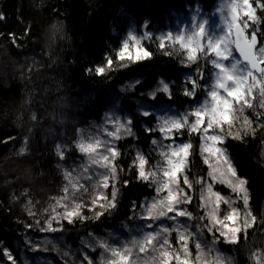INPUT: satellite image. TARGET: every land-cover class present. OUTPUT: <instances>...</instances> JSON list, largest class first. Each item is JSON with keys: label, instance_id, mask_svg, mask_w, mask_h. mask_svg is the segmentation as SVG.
<instances>
[{"label": "trees", "instance_id": "trees-1", "mask_svg": "<svg viewBox=\"0 0 264 264\" xmlns=\"http://www.w3.org/2000/svg\"><path fill=\"white\" fill-rule=\"evenodd\" d=\"M219 2L0 0V248L10 251L17 264H24L26 259L29 264H67L53 250L32 247L30 240L34 238L61 236L64 243L85 251L87 245L82 241L91 240L96 244L99 237L135 229L141 205L154 196L155 190L148 182L136 179L132 163L138 152L152 162L159 158L152 144L159 132L146 131L157 127L155 111L144 117L137 101L163 79L175 83L170 89L171 97L160 92L150 103L158 108L172 105L182 111H190L193 105L192 98L183 95L188 69L182 66L183 57L177 51L169 49L172 54L165 55L157 43L146 42V47L151 44L148 50L153 52L152 58L136 63L125 61L127 67L116 61L115 53L128 31L144 21L151 22L148 31L158 36L186 17L192 6L212 11ZM253 7L260 21L254 27L264 32V8L256 3ZM109 56L114 60V67L103 75L96 74L94 69L106 66ZM200 65L207 83L211 65L205 67L203 60ZM192 68L195 71L196 65ZM130 83H134L132 87H128ZM125 86L129 89L124 92ZM205 92H198L199 101ZM122 96L121 107L132 122V135H123L116 143L120 153L115 161L117 208L99 220L77 221L74 225L64 221L63 229L58 232L36 230V221L44 226L43 222L52 214V205L65 195V169L76 164L77 157L81 156L76 146L78 127L101 120ZM251 102L255 108H245L243 115L253 121L257 128L255 135L250 134L243 140L229 137L225 145L238 176L248 182L249 209L255 221L246 232L239 234L237 243H227L218 237L217 247L226 254L225 264H253L255 254L264 251V129L257 126L264 121L256 119V113H264V109L259 106L258 93ZM181 137L180 142L192 145L185 174L195 183L207 175L209 168L200 151V136L185 130ZM57 147L64 152L63 158ZM216 187L223 195L231 193L225 185ZM199 190L197 187L189 204L195 220L203 216ZM107 191L110 198L111 187ZM90 195L78 201L90 204L93 198ZM30 211L34 215H29ZM84 214L94 215L87 210ZM26 225L33 227L29 229ZM53 227L59 225L54 223ZM203 234L205 242L213 241L206 231ZM191 245L194 248V243ZM6 259L0 255V264H5Z\"/></svg>", "mask_w": 264, "mask_h": 264}, {"label": "snow or ice", "instance_id": "snow-or-ice-1", "mask_svg": "<svg viewBox=\"0 0 264 264\" xmlns=\"http://www.w3.org/2000/svg\"><path fill=\"white\" fill-rule=\"evenodd\" d=\"M253 3L264 8V3H260V0H252V2L242 0L241 3L232 0L229 18L226 19L224 27L210 21L196 6H192V14L187 24L178 25L175 34L169 30L159 36H154L153 32L148 31L151 22L144 21L139 27L134 26L128 31L127 38L123 40L119 51L115 53L116 61L120 62L122 67H127L125 61L136 63L152 58L153 52L148 50L151 44L146 47L144 46L146 42L157 43V47L165 55L172 54L169 49L177 51L183 57L182 66L188 69L185 73L183 95L192 98L193 107L190 111L174 117H162L155 129H146L148 132L158 131L161 134L160 140L152 141V144L159 149L161 163L153 170H146L148 159L140 152L137 153L132 163V167L136 169V179L148 182L149 187L154 186L157 193L150 203L146 199L141 205L144 214L139 219L145 223L139 232H145V229L148 231L142 239L130 241V247L115 248L105 241L97 240L98 247L111 255V259L102 261V264H136L135 260L130 259L134 249L137 257L141 253L145 258L150 252L159 253L158 256H153L148 264H189L190 240L197 241L195 248L198 254L195 260L199 261L204 255L203 247L198 242L200 229L198 228L197 233L194 234L182 227L180 223L181 217L192 219V213L181 207L191 204L193 199L181 186L183 183L188 189L192 188L188 177L183 175L187 169L192 145L176 142L185 130L188 133L199 134L200 151L204 156V163L209 164L210 158L215 161L214 165H210L211 170L208 176L217 183L226 184L236 194L237 199L242 201L245 209V217L241 220L239 210L232 207L235 202L225 199L219 193H214L213 184H208L206 191L202 192L199 197L202 202L200 207L207 209L205 216L200 217L201 220L208 221L204 225V230L213 234L218 231L220 237L227 243H237L239 234L251 227L248 222V217L251 216L250 195L246 187L248 182L238 176L236 168L229 159L225 141L229 137L233 140H243L250 134L255 135L257 128L253 126V121L243 115L245 108H255L251 102L254 94H259V106L264 109V32L254 27L260 21L255 15L256 8L253 7ZM217 28H219L218 32ZM250 28L253 30L248 32ZM234 53H238L239 58ZM201 60L204 61L205 67L211 65L214 71V82L207 86L208 99L202 103L199 102L198 97V92L205 90L201 86L204 76V70L200 65ZM226 61L228 63H225ZM193 65H196L195 71H193ZM113 67L114 60L109 56L106 66H98L94 71L98 75H103ZM139 83L140 81H136V84ZM172 87H175L174 82L169 83L162 79L149 93V97L155 100L160 92L171 97ZM153 114L147 110L142 113L144 117ZM256 119L264 121V113L257 112ZM109 123L113 125V130H105V132L108 137H111L110 140L96 138L89 142L81 141L76 145L79 152L88 157L90 164L98 165L99 168L105 170L103 173L89 174V169L85 167L82 174V178L86 181H92L94 177L98 178L97 195L91 199L90 204L83 201L77 202L75 192L79 190L86 192L87 188L79 183V179L73 182L74 178L66 172L65 177L69 181V186L64 188L65 195L56 200V205L51 208L52 214L43 222L44 226H41V221H36V230L54 233L63 229L62 222L64 221L69 225H74L77 221L99 220L106 213L111 215L112 210L117 208L119 189L116 187L118 170L115 161L120 153L115 147V141L120 140L123 135H132V122L130 120L121 122L112 117ZM257 126L264 129V123H258ZM165 140L170 142L165 144ZM57 152L63 158L64 152L59 147H57ZM124 183L127 185L128 181ZM110 187L109 198L104 194V190ZM70 190L72 196L68 195ZM221 204L230 207V211L222 219L220 218ZM86 210L93 212V217L86 216L84 214ZM29 215H34V213L30 211ZM251 219L255 221V217ZM157 221L160 224L172 221L175 227L172 229L159 227V230H156L153 228V223ZM54 223L59 227H53ZM238 224L243 226H237ZM26 227L31 229L33 226L26 225ZM171 231L178 233L180 251H169L171 244L168 236ZM45 243H50V241L46 240ZM82 243L87 244L86 241ZM211 251L212 249H209V252ZM85 253L81 258L82 264H94L87 254V248H85ZM0 255L7 258L5 264L7 261L17 264L16 258L10 251L0 248ZM222 260L223 257L217 255L209 264H220Z\"/></svg>", "mask_w": 264, "mask_h": 264}, {"label": "rangeland", "instance_id": "rangeland-1", "mask_svg": "<svg viewBox=\"0 0 264 264\" xmlns=\"http://www.w3.org/2000/svg\"><path fill=\"white\" fill-rule=\"evenodd\" d=\"M236 2L241 3L242 0H236ZM250 2H251V0H250ZM231 3H232V0H220L217 7H215L212 11H205L203 8H201L199 6H197V7H199L202 14H204L207 18H209L210 21L214 22L216 25H219L220 27H224L226 19L229 18V10H230V4ZM191 14H192V9L186 17L178 20L173 27H169L167 30L160 32L158 34V36L164 32L169 31V30L173 31L175 34V30H176L177 26L182 25V24H187L188 20L191 17ZM216 31L218 32L219 28H217ZM137 35H139V33H137ZM234 55L237 58H239L238 53H234ZM225 63H228V62L226 61ZM210 74H211L210 81L208 80L207 83H205L204 78L201 80L202 82L204 81L203 83H201V86L204 87L205 91H206L205 92L206 95L199 101L201 103L205 99H208V97H207V86L214 82V71L212 70V68L210 70ZM133 84L134 83H130V86H128V87H132ZM128 87L125 86L124 87L125 89L123 88L124 92H125V90L128 91V89H129ZM152 91H150V92H152ZM149 93L146 96L139 99L137 101L138 102L137 105H138V109H140L142 112L145 110L150 111V112L155 111L157 125L159 124L160 119L162 117H174L177 114H183L186 112V111H182L179 108H177L176 106H172V105H168V106L163 105L160 108L155 107V105L150 103L151 98L149 97ZM123 98L124 97L122 96L120 99V102H117L115 105L110 106L108 108V110L106 111V113L104 114V116L101 118V120H99L97 122L92 121L89 124H86L85 126L78 127V131L76 133V139H77L76 143L78 144L81 141L89 142V141L96 139V138H99L101 140H110L111 137H108L106 135V132H105V130H107V131L113 130V125L111 123H109L110 118L115 117L116 119H118L121 122L126 121V120H130V118L128 117L126 112H124L123 108L121 107V100ZM181 138L182 137L180 136L176 142L181 143L180 142ZM160 139H161V134L159 133V136L156 140H160ZM169 142L170 141H167V140L164 141L165 144H167ZM116 143H117V141H115V147H116ZM155 148H156V146L154 147V149ZM156 150L159 153V149L156 148ZM190 153H191V150H190ZM80 154H81V156L77 157V163L73 164L72 167H69V168L67 167L65 169V173L66 172L70 173L71 176L74 178L73 182H75L76 179H79V183L83 184L84 187L87 188L86 192L83 190H79V191L75 192V198H76L77 202H79L78 200H80V198L82 200V199H85V196L88 197L90 195L91 190L93 192L91 193L90 198L97 195V192H98V190L96 188V182H97L98 178L94 177L92 181H86L85 179L82 178V174H83L85 167H87L89 169V174H92V172L103 173L105 171L104 169L99 168L98 165L90 164L89 159L85 154H83V153H80ZM159 163H161L160 155H159V158L156 160V162H152L151 160L148 159V164L146 165V170L155 169V167ZM187 164H188V162H187ZM214 164H215V161L210 158L209 164H208V167H209L208 173L211 170L210 165H214ZM208 173L205 177L199 178L198 181H201V183H198V181L193 183L191 180L188 179L192 184L191 189H188L185 185H183V183H181V186L185 188V191L188 192L189 195L192 196V194L195 193L197 187L200 188L199 191H200V195H201L202 192L206 191L208 184H213V192L214 193H219L225 199H229V200H232L235 202L234 204H232V207H235L239 210L240 218H241V220H243V218L245 217V209H244L242 201L237 199L236 194L233 193L232 190L226 184H222V185H225L231 191V193L229 195H223L222 193H220V191L216 187V185L220 184V183L213 181L208 176ZM183 175H186L185 172L183 173ZM182 178L183 177L181 176V180H182ZM65 180H66L67 186H69L68 179L65 178ZM153 188H154V186H153ZM107 190L108 189L104 190L105 195H108ZM68 195L72 196L71 190H70ZM156 196H157V193L155 192L153 197L147 198L148 202L150 203L152 201V199L155 198ZM55 203H56V201H55ZM53 206H55V205H52V207ZM181 207L186 208L187 211H189V204L188 205H182ZM201 209L203 212L202 215L205 216L207 209L202 208V207H201ZM229 211H230V207L228 205L221 204L220 205V218L222 219L223 216L226 215ZM143 214H144V210L141 207V209H139L138 214H137V223L138 224L136 225L135 229L130 228V229H128L127 232L119 230L117 232L109 234V236H107V237H103V238L99 237V238H97V240L105 241L111 247H115V248H121V247H125V246L130 247L131 246L130 241L142 239L143 235L148 231V229H145V232H139V229L145 223V221L139 219V217ZM251 217H253V216L251 215L248 217V222L250 225H253L254 221L251 219ZM207 222H208L207 220H201L200 218L198 220L197 219L195 220L193 216H192V219H188L187 217H181L180 218V223H181L182 227L187 228L190 232H193L194 234H196L197 229L198 228L200 229V233L198 235V242H200L202 247H203L204 255L202 256V258L199 261L195 260V257L198 254L197 250L195 248V243L197 241L190 240L189 245H188L189 252H190L189 264H209V262L212 261L217 255L223 257V260L220 262V264L227 263L225 252L219 250L217 247L218 246V240H219L218 237H220V233L217 231L213 234V233H208L206 231L208 233L207 235H209L210 237L213 238V241L208 244L204 240V237H203L204 236L203 233L205 232L204 225L207 224ZM148 223H152V222L148 221ZM237 226H243V225L238 224ZM159 227H169L170 229H172L175 227V224L172 221H165L163 224H160V222H158V221L153 223V228H155L156 230H159ZM213 236H215V237H213ZM168 239H169V242L171 244V249H169V251H172V250L180 251V245L178 242V233L176 231H171V234L168 236ZM46 240L50 241V243L46 244L45 243ZM30 243H31V246L34 248L36 247V249L37 248H41V249L46 248L47 250H53V251L59 253L63 257L64 261L67 264H73V263L74 264H82L81 258L83 255L86 254L85 251H81V250H78L76 248H72L70 245L64 243L62 237L57 236V235H52V236L51 235H45V236H41L39 238H34V239H32V241L30 240ZM192 243H194V248H192V245H191ZM33 245H35V246H33ZM86 245L89 247V250H88V247L85 246V248L87 247V254L89 255L90 259H92L94 261V264H102V261H107V260L111 259V255L108 253H105L102 248H99L97 243L95 244L94 242L89 240ZM93 249H95V251H93ZM209 249H212V251L209 252ZM65 253H67V255H65ZM158 255H159L158 252H155V253L150 252V254L147 258H145L144 254H142V253L139 254V257H137L136 250L134 249L133 255H132V257H130V259L135 260L136 264H148V262L151 261V258L153 256H158ZM181 258L183 259V256ZM26 260L27 261H25L24 264H29L30 261L28 259H26ZM252 261H253L252 262L253 264H264V251L258 252L257 254H255Z\"/></svg>", "mask_w": 264, "mask_h": 264}, {"label": "water", "instance_id": "water-1", "mask_svg": "<svg viewBox=\"0 0 264 264\" xmlns=\"http://www.w3.org/2000/svg\"><path fill=\"white\" fill-rule=\"evenodd\" d=\"M246 35H247V33H246Z\"/></svg>", "mask_w": 264, "mask_h": 264}]
</instances>
